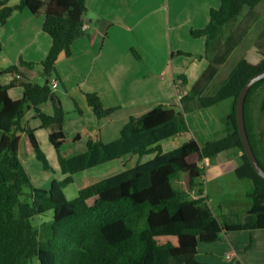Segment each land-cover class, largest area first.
Listing matches in <instances>:
<instances>
[{"label":"trees","instance_id":"obj_1","mask_svg":"<svg viewBox=\"0 0 264 264\" xmlns=\"http://www.w3.org/2000/svg\"><path fill=\"white\" fill-rule=\"evenodd\" d=\"M261 1L220 0L218 9L210 10L206 27L189 32L192 38L205 39L204 54L196 57H206L221 28L233 23L244 8L253 10ZM22 10L43 17L42 31L51 44L39 63L45 77L42 85L22 82L21 99L12 100L7 87L0 84V264H204L196 259L198 244L219 242L228 232L264 230V180L243 153L235 119L238 94L250 78L264 70V52L254 63L239 59L207 95L206 87L223 61L222 56L215 55L191 89L179 98L181 109L158 105L138 117H129L117 139L104 143L98 137L88 138L83 153L65 158L62 148L78 142L80 135L71 142L66 139L62 132L66 113L58 102L51 114L42 112L41 107L54 101L48 79L54 63L61 54L69 57L71 44L84 35V0H18L15 6L0 0V29L12 12ZM15 71L13 66L2 73ZM261 87L264 79L247 92L243 117L251 149L264 170L261 146L256 144L247 121L251 96ZM84 98L98 121L114 110L105 108L95 93H86ZM225 100L231 102V111L224 137L201 147L190 138L163 152L162 142L188 133L185 113L208 109ZM29 109L39 121V129L49 130L48 142L64 176L50 181L47 189L32 185L21 160L34 155L43 171L49 169L35 130L21 125ZM258 109L264 114V93ZM232 151L240 153L234 175L239 180H249L253 189L243 222L218 220L200 181L204 159L211 163L217 155ZM126 156L137 158L133 167L82 187L72 201L65 199L63 190L72 183L75 173ZM146 156L152 157L141 162ZM178 174H186L190 191L199 192L197 198L191 199L173 187ZM48 212L51 220L41 225L46 236L40 238L33 221Z\"/></svg>","mask_w":264,"mask_h":264},{"label":"crops","instance_id":"obj_2","mask_svg":"<svg viewBox=\"0 0 264 264\" xmlns=\"http://www.w3.org/2000/svg\"><path fill=\"white\" fill-rule=\"evenodd\" d=\"M17 4L18 0H8L9 6ZM84 5L86 8L84 35L71 44L69 57L61 54L54 63L48 77L54 101L46 102L41 107V111L51 114L53 105L58 102L64 112L70 115L68 120L65 117L62 125L64 135L66 121L71 118H74L73 121L81 120L85 117L87 121L85 126H80L77 130L81 129L87 139L98 137L102 142L107 143L118 137L108 141L102 139L104 128L99 126L101 120H96L92 114L84 94H97L105 108H115V105L106 103L115 99V102L118 100V105L121 104L122 107L132 110L138 107L150 92L158 95L162 90L167 89V82L163 78L167 56L174 58L173 52L176 51L190 52L189 54L199 56L204 54L205 39L192 38L189 32L206 27L210 10L218 9L220 0H84ZM42 24V16H34L27 10H22L12 12L0 29V84L7 87V94L12 100H19L22 97L23 89L20 83L35 84L36 75L29 69L32 67L34 69L35 65L45 58L50 48L51 41L42 31ZM20 62L24 65H20ZM202 62L205 63L202 65ZM26 64L33 65L27 67ZM172 65L173 61H171ZM207 65L204 59L197 64L192 63L188 68L189 74L185 75L180 72L186 67L182 65L180 58L176 60L175 66L171 67L169 73L175 89H177L175 78L183 75L185 79L183 81L181 77L179 78L178 87L182 89V93L178 95V100L191 89ZM13 66L17 71L2 73ZM73 77L76 80L75 88L72 83ZM60 84L62 87L66 85V89L64 87L62 89ZM219 104L222 106L217 117L213 116V113H210L211 117H202L204 122L199 126V131L203 136L208 137L219 131L222 137L226 135L228 131L226 118L231 111V102L225 100ZM159 105L169 106L165 101H161ZM205 110L207 109L194 111L197 114ZM27 112L30 114L22 117L21 125L34 129L37 140L40 123L34 118L33 109ZM142 114L144 113L130 117H138ZM204 115H208L207 112ZM46 134H49V130ZM82 141L80 137L76 145L75 143L69 145L68 149L76 147L63 156L69 158L83 153L86 141L84 143ZM197 144L199 147L203 146L198 142ZM223 155L225 159L226 157L234 159L235 163L232 167L234 171L240 153L224 152L217 155L214 161L221 159ZM26 159H21L23 164ZM206 163L210 164L209 160ZM246 232L249 240L240 242V237L244 238ZM234 234H229L236 241L234 243L229 236L224 235V240L216 242L219 245L198 244L197 261L204 264H264V230ZM229 252L234 254L231 260L225 259V254Z\"/></svg>","mask_w":264,"mask_h":264},{"label":"rangeland","instance_id":"obj_3","mask_svg":"<svg viewBox=\"0 0 264 264\" xmlns=\"http://www.w3.org/2000/svg\"><path fill=\"white\" fill-rule=\"evenodd\" d=\"M260 52H264V0H262L253 10L244 8L239 17L233 23L229 24L227 27H222L217 40L213 45H210L206 57L198 58L196 57L198 56L197 54L192 53L190 54L191 56L178 55L177 51L173 52L174 58H170L168 55L166 58L167 62L164 67L165 74L163 75V78L167 82L168 88L162 90L158 95L150 92L146 95V99L142 101L138 107L132 110L122 107L121 104L118 105V100L116 102L115 99H111L110 102L106 101L107 105L109 103L111 105L113 104L115 105V108H112L114 110L107 118L101 120V124L99 126H103L104 128L102 139L104 141H108L110 139L117 138L119 135V130L130 116H137L138 114L145 113V111L158 106L161 101H165L169 106H175L181 109L178 95H181L182 89L178 86L180 85L179 78L183 75H179L175 78L177 89H175L169 76L171 67L175 66L176 60L178 58H180L182 61V65L186 67L185 69H182L180 73L187 75L189 74L188 68L192 63L197 64L198 61L202 59L206 61L212 60L215 55L222 56L223 61L217 66L216 74L212 81L207 85L204 92V94L211 95V93L227 76L229 71L239 59L244 58L250 61H257L260 58ZM187 53L189 54L190 52ZM171 61H173L172 66ZM204 63L205 62H202L201 64L203 65ZM32 68H30L29 71L36 75L34 80L35 84H43L45 77L42 73L41 66L37 64L35 65L34 69ZM158 80L161 81L160 78H158ZM72 83L74 84L73 88H75L76 80L74 77L72 78ZM60 86L62 87L61 84ZM63 87L66 89L67 86L63 85ZM263 93L264 87H261L257 89L251 96L247 109V121L249 124V131L252 134L256 144L261 146V152H263L261 160L264 162V114L260 113L258 109L259 101ZM221 106V104H217L197 114L195 111L185 113V118L188 125V133L183 134L180 137H175V139L162 142L160 145L163 152H167L176 148L190 138H193L200 145H203V143L208 140L220 139V137H222L220 131L216 134L206 137L200 133L199 126L204 122L202 117H211L212 113L214 114L213 116L217 117V113H219ZM205 112H207L208 115H204ZM29 114L30 112H26L25 117H27ZM69 116V114H66V119ZM73 119L74 118H71L69 121H66V127L64 129L65 135L71 142V139H73L76 134H79L83 139L82 143H84L87 137L86 135L82 134L81 129H77L80 126H85L87 121L85 117L76 121H73ZM116 130L118 132H116ZM38 131L37 140L39 148L45 156L49 169L43 171L40 163L36 160L34 155L24 160L25 162L23 167L30 176L33 186L47 189L50 185V181H59L63 179L64 176L59 172L56 153L48 142V134H46L47 130L38 129ZM77 143L78 142H76L75 145ZM74 147L69 149L62 148V153L68 154L74 149ZM224 156L225 155H223V157L217 161L213 160L210 164L204 162L202 164L201 162V166L203 167V173L200 177L202 189L204 194L208 197L209 208L218 220L243 222L245 218V211L250 206V198L248 195L253 190L252 184L249 180L237 179L234 175V171L232 170V167L235 163L234 159L230 157H226L225 159ZM151 157L152 156H146L141 160V162H145ZM136 161V157L128 156L75 173L72 176V183L66 186L63 190L65 199L67 201H72L76 198L78 190H80L82 187H85L95 181L110 177L124 169L131 168L135 165ZM204 161L206 162V160ZM212 164L215 166H212ZM173 187L181 193L186 194L191 199L197 198L199 196L197 189L190 191L191 188L189 189L187 185L186 174H178L173 180ZM49 218L51 220V212L40 215L33 221L34 225H37L36 228L39 230L40 238H44L46 236L45 228L41 227V225H43V223ZM229 234L235 235L234 232H228L225 236H229ZM244 236V238L240 237V242L249 240L247 232ZM229 238L233 240V243L236 242L231 236H229ZM222 239L224 240V235L222 236L221 240ZM214 244L219 245V243ZM208 245L209 244H207V246Z\"/></svg>","mask_w":264,"mask_h":264},{"label":"water","instance_id":"obj_4","mask_svg":"<svg viewBox=\"0 0 264 264\" xmlns=\"http://www.w3.org/2000/svg\"><path fill=\"white\" fill-rule=\"evenodd\" d=\"M264 79V70L260 72L259 74L253 76L250 78L241 88L238 97L236 99V104H235V119H236V127H237V132L239 135V139L242 145L243 153L245 154L249 164L251 165V168L253 171L261 178L264 180V170L262 167L259 165L257 162L255 155L251 149L246 129H245V124H244V117H243V105H244V100L247 95V92L250 90V88L257 83L258 81Z\"/></svg>","mask_w":264,"mask_h":264},{"label":"built area","instance_id":"obj_5","mask_svg":"<svg viewBox=\"0 0 264 264\" xmlns=\"http://www.w3.org/2000/svg\"><path fill=\"white\" fill-rule=\"evenodd\" d=\"M86 29V27H85V25H83L82 26V30H85ZM17 79H18V77H16ZM50 82V81H49ZM54 82V81H53ZM204 163H206L205 161H204ZM234 258V254L232 253V252H229L228 254H225V259H227V260H231V259H233Z\"/></svg>","mask_w":264,"mask_h":264},{"label":"clouds","instance_id":"obj_6","mask_svg":"<svg viewBox=\"0 0 264 264\" xmlns=\"http://www.w3.org/2000/svg\"><path fill=\"white\" fill-rule=\"evenodd\" d=\"M204 160H206V162H207V159H204ZM204 160L202 161V164H203Z\"/></svg>","mask_w":264,"mask_h":264}]
</instances>
